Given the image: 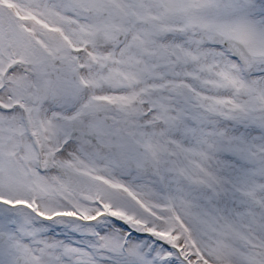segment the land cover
I'll return each instance as SVG.
<instances>
[{
  "label": "snow or ice",
  "instance_id": "obj_1",
  "mask_svg": "<svg viewBox=\"0 0 264 264\" xmlns=\"http://www.w3.org/2000/svg\"><path fill=\"white\" fill-rule=\"evenodd\" d=\"M0 264H264V0H0Z\"/></svg>",
  "mask_w": 264,
  "mask_h": 264
}]
</instances>
